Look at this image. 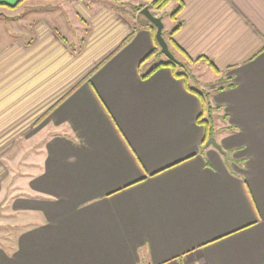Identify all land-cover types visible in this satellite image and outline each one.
Here are the masks:
<instances>
[{
  "label": "crops",
  "instance_id": "obj_1",
  "mask_svg": "<svg viewBox=\"0 0 264 264\" xmlns=\"http://www.w3.org/2000/svg\"><path fill=\"white\" fill-rule=\"evenodd\" d=\"M59 1L0 6V199L13 153L38 138L5 201L23 219L0 264H264V0L166 6L179 8L172 42L212 64L197 62L227 116L216 129L233 128L214 136L226 156L202 146L182 78L164 66L142 79L166 62H149L155 29L120 0Z\"/></svg>",
  "mask_w": 264,
  "mask_h": 264
},
{
  "label": "rangeland",
  "instance_id": "obj_2",
  "mask_svg": "<svg viewBox=\"0 0 264 264\" xmlns=\"http://www.w3.org/2000/svg\"><path fill=\"white\" fill-rule=\"evenodd\" d=\"M73 1L84 3L85 0H61L59 1L58 4H59V7L62 9V7L65 8L67 6H70ZM120 1L121 3L120 5H118L119 7L122 6L124 9H129V10L131 9L132 12L136 14V16H139L138 18L143 20L144 17L140 15L139 12L144 6H147L149 2L147 3L141 2L139 4H135V2H139V0H125V1L120 0ZM137 5L138 6L142 5V8L136 12L134 10V7ZM31 7L32 6H28L22 9L26 12H36V11L40 12L42 10H51V7L45 6V4L37 5L36 8H31ZM59 7H55V8H59ZM65 9H66V12L69 11V9L67 8ZM21 13H22L21 9H17L13 13V15L15 17H18ZM62 13H65V12L63 11ZM170 13H171L170 8L165 7L162 11L159 12L160 16H156V17H160L161 20L163 19L162 20V23H163L162 36L164 40H168L169 31L173 27V23H172L173 20L170 19L169 17ZM151 14L154 15V12L152 11ZM64 17H66V15H64ZM70 23H71L70 28H72V22ZM168 48L175 54V57L178 60H180L182 63L186 62V59L179 52L174 50L173 47L170 46L169 44H168ZM152 60L155 62L167 61L168 58L165 55H163L158 48L157 55L152 57L149 60V62H151ZM187 69H188V72H185V71L183 72L187 74L189 85L192 88H194L197 91H201L202 88H204V91L211 88V84L209 83V81L213 80L214 78L212 76L213 73L209 69V67H207L203 62L188 63ZM214 113H215L213 115L214 116V126L215 128H217L221 125V122L223 121L219 117L222 113H218L219 115L216 112ZM37 139L38 138L32 139L31 141L28 142L26 148L25 147L19 148V150H17L12 155V160L10 164V171L12 175H10V178H8L6 182L8 191L6 195L2 199H0V245L6 244L10 246L13 233L10 232L9 226H11V224L15 223L17 220L20 221L21 219H23L22 216H18L16 217V219L9 216L7 208H6L7 205H5L6 203L5 201L8 200L10 194H14L16 192V190L12 188H14L20 180L23 181L24 173L27 172L30 168H32L31 161L35 158L34 155L37 154V149H36L37 144H34V142Z\"/></svg>",
  "mask_w": 264,
  "mask_h": 264
},
{
  "label": "trees",
  "instance_id": "obj_3",
  "mask_svg": "<svg viewBox=\"0 0 264 264\" xmlns=\"http://www.w3.org/2000/svg\"><path fill=\"white\" fill-rule=\"evenodd\" d=\"M22 1L24 0H20L18 1L16 4L14 5H11V6H8V5H5V4H0V6H4V7H7L8 9H15L17 8L20 3H22ZM148 1V8L149 10L153 11V12H160L162 11L169 3V0H146ZM142 8V5L140 6H135L134 7V10L137 12L139 11L140 9ZM179 8H175L169 15L170 19H172L173 21L175 20L176 18V14L178 12ZM144 20V23L145 25L149 26L151 28V30L153 31L154 30V27L145 19L143 18ZM178 25H175L170 31H169V34H168V43L170 46L173 47L174 50H176L177 52H179L185 59H186V62L185 63H182L180 60H178L176 57H175V54L172 52V54L174 55V57L176 58V60L178 62H172V61H169L167 60L166 62L164 63H157L156 65H154L151 69H149V71L147 73H145L144 75H142V79H145L147 78L148 76H150L156 69L160 68V67H169L172 72H173V75L177 78H182L184 83L186 84V87L187 89L196 94V96L198 97V99L200 100L201 104H202V111L201 113L198 115V117L196 118V123L198 125H201L203 128H204V131H205V135H204V141L202 142V146L205 144L206 140L210 137H213L215 136V133L216 132H227V133H231L233 131V128L230 127V126H223V127H220L218 130L215 128L214 126V113L213 111L214 110H217L216 107H213L211 106L210 102H209V96H210V92H206V91H200V92H196L194 91L193 89L189 88V86L187 85V74L185 72H188V69H187V64L188 63H197L199 61H204L206 62L207 60H204V59H201V58H198L196 60H191L190 58H188L186 56V54H184V52H182L171 40V35L174 33V31L177 29ZM129 40L126 39L125 42H127ZM155 40V39H154ZM156 46H157V43L155 42ZM156 52H152L151 54L148 55L147 58L151 57L152 55H154ZM146 58V59H147ZM208 65L210 67H212V64L210 62H208ZM214 69V68H213ZM185 71V72H183ZM214 72H217L215 69L213 70ZM89 78V76H88ZM87 78V79H88ZM221 89V88H219ZM217 89V90H219ZM220 119H222L223 121H226L227 120V116L226 114H222L219 116ZM201 146V147H202Z\"/></svg>",
  "mask_w": 264,
  "mask_h": 264
},
{
  "label": "water",
  "instance_id": "obj_4",
  "mask_svg": "<svg viewBox=\"0 0 264 264\" xmlns=\"http://www.w3.org/2000/svg\"><path fill=\"white\" fill-rule=\"evenodd\" d=\"M140 15H142L155 29L154 39L157 43V46L160 50V52L165 55L169 61L172 62H178L172 52L168 48V44L166 40H164L162 36V29H163V23L160 17H156L151 14L148 6H144L140 12ZM212 146L214 149H216L220 154L226 156L227 154L222 151L221 147L218 145L214 137H210L205 142V147Z\"/></svg>",
  "mask_w": 264,
  "mask_h": 264
}]
</instances>
